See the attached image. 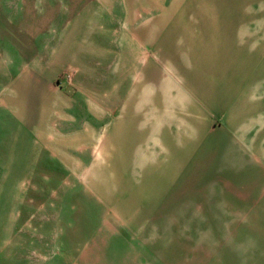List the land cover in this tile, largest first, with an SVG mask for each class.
<instances>
[{
	"label": "rangeland",
	"instance_id": "374dc122",
	"mask_svg": "<svg viewBox=\"0 0 264 264\" xmlns=\"http://www.w3.org/2000/svg\"><path fill=\"white\" fill-rule=\"evenodd\" d=\"M0 7L1 20L13 19L12 7H30L37 32L47 30L51 39L38 36V56L50 44L57 58L64 51L72 56L68 67L41 85L16 83L28 59L16 62L12 44L0 51V264H126L141 252L150 260L137 264H158L157 222L173 213L132 207H173L181 196L174 189L179 164L141 166L135 159L144 142L145 154H152L162 127L176 138L190 135L184 120L191 113L180 107L188 103L185 89L204 107L205 85L245 77L233 63L221 65L222 52L236 50L245 33H264V0H0ZM154 28L164 29L163 51L147 50L145 35ZM60 32L68 36L60 44L64 51L56 53ZM263 44L261 35L248 52ZM194 76L203 83L199 91L190 85ZM160 107V113L172 107L166 122L148 114ZM254 118V125L240 124L239 130L263 128L264 110ZM221 120L213 115L208 128H220ZM135 123L150 127L149 136ZM40 128L50 130L45 141H37ZM215 149L214 156L209 151L213 157ZM34 151L38 162L30 164ZM204 163L196 162V173ZM218 170L216 175L236 173Z\"/></svg>",
	"mask_w": 264,
	"mask_h": 264
},
{
	"label": "crops",
	"instance_id": "0c3cea01",
	"mask_svg": "<svg viewBox=\"0 0 264 264\" xmlns=\"http://www.w3.org/2000/svg\"><path fill=\"white\" fill-rule=\"evenodd\" d=\"M12 9L13 19L3 17L1 20L0 18V51H4L5 47L12 44L18 53L16 62L20 63L26 55L27 71L19 75L16 83L44 85L49 78H54L57 71L61 72L63 68L69 66L72 56L65 54L63 46H60L68 34L60 32L58 36L61 35V39L57 37L55 41L56 53L64 51V54L61 53L57 58L53 52V44H50L48 51H40V56H38V41L42 40L38 38L45 36V40H51L50 37L47 38V30L44 33L43 31L37 32V24L35 18L31 17L30 7H12ZM3 11L5 8L0 7V17L3 16ZM4 19L8 24L7 33H5L7 28H5ZM258 33L254 31L249 34L245 33V38L238 39L235 41L237 44H233L237 46L236 50L227 49L222 52L221 65L231 62L239 68V72L242 71L241 73L245 74V77H238L237 80H215V83L205 85L208 103L204 107L199 105L200 100L195 103L189 89L184 88L188 94V99L185 101L188 103L183 102L180 107L188 108L191 113L184 120L188 125L187 130L190 135L187 137L184 134L183 137L176 138L174 132L171 134L170 129L162 127L160 130L162 136L158 135V143L151 146L156 147L152 150V154H145V148L149 144L144 142L140 156L135 159V164L141 166L147 165L150 161L161 163L175 160L179 164L178 182L174 189L180 190L182 197L180 196L178 201L173 202V207L131 206L132 210L136 211L173 213L172 219L167 221L162 219L157 222L155 243L157 255H154V260L157 256L158 264H176L181 260H189L188 264H197V260L203 261L198 264H264V127H260L257 131L247 127L240 130L238 128L240 124L249 127L254 125L255 115L264 110V47L253 49L252 53L248 52L251 46L259 41V37L264 36V33ZM164 34L163 28L150 29L145 35L150 36L147 39L148 42L146 41L147 50L163 51ZM96 39H98L97 36ZM260 53H262L261 56L263 55L261 59H259ZM210 62L212 61L208 63ZM193 66H188L189 73ZM160 73L158 71V75ZM189 82L195 91L203 87V83L195 76ZM217 106H221V113L217 112ZM161 108L153 109L152 112L147 111L149 115L159 114L162 121L166 122V115L172 114L169 113L172 107L167 108L168 111L162 110L163 113H160ZM148 114L141 111V116ZM213 115L222 119V126L218 129L208 128ZM203 121L205 125L199 126ZM49 122L50 117L47 124ZM114 127L118 128V125ZM40 130H42L41 139L37 141H45L50 130L48 128H40ZM135 130L142 132V136H149L150 127L147 125L139 127L135 123ZM131 141L128 146L133 148L131 144L134 141ZM217 146L219 147L218 154L213 157ZM36 157L38 156L35 151L30 152L27 162L36 164L38 162ZM200 159H203L205 163L198 170L199 176V172L195 171H197L196 162ZM220 160H223V163L215 165ZM248 160L252 162H247ZM213 162L214 165H210ZM128 163L132 164V160ZM232 166L235 167L230 168ZM133 167L127 168L130 172L125 173V178L132 173ZM227 167L229 170L236 169V173L227 172L216 175L218 169L224 170ZM184 186L191 189L187 194L181 193ZM125 190L128 196V184ZM167 197L169 200L172 195ZM141 253L131 254V262L126 264H137L138 259L150 260L144 257L143 252Z\"/></svg>",
	"mask_w": 264,
	"mask_h": 264
}]
</instances>
